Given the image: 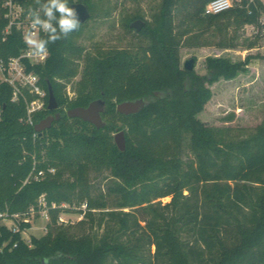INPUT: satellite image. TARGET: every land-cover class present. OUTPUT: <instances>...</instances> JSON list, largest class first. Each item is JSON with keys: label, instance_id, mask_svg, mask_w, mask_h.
Here are the masks:
<instances>
[{"label": "trees", "instance_id": "1", "mask_svg": "<svg viewBox=\"0 0 264 264\" xmlns=\"http://www.w3.org/2000/svg\"><path fill=\"white\" fill-rule=\"evenodd\" d=\"M77 1L96 16L95 0ZM209 1L162 0L154 22L146 20L140 31L148 42L135 51L85 52L79 38L86 22L49 43L48 59L34 67L47 101L34 119L51 111L50 86L60 116L44 132L25 120L26 102L12 100V87L0 80V212L24 213L44 194L51 213L47 232L29 241L22 236L29 223L21 221L19 229L0 224V264H264V119L247 135L233 137L232 127L199 116L212 97L210 85L245 71L254 55L239 61L208 56L206 73L187 69L179 55L185 32L174 23L186 11L191 29L212 27L222 34L219 46H234L238 29L257 22L263 8L243 0L206 14ZM21 2L36 7L33 0ZM136 17L143 16L131 19ZM5 23L0 15V56L26 46L19 31L2 40ZM258 41L244 43L254 47ZM80 71L76 95L68 98L61 79ZM141 96L149 103L139 112L117 110L119 101ZM99 97L106 100L102 116L118 114L121 126L109 117L99 128L64 110ZM121 129L125 150L112 133ZM92 169L107 173L105 189L91 179ZM39 170L44 174L35 178ZM165 196L171 198L162 202ZM75 200L87 204L79 208L83 217L60 223L59 212Z\"/></svg>", "mask_w": 264, "mask_h": 264}, {"label": "rangeland", "instance_id": "2", "mask_svg": "<svg viewBox=\"0 0 264 264\" xmlns=\"http://www.w3.org/2000/svg\"><path fill=\"white\" fill-rule=\"evenodd\" d=\"M95 2L94 14L96 16L90 17L86 21L83 33L79 38V42L85 47V52L92 54L116 49L135 51L141 44H146L148 39L144 34L130 26V23L138 17L133 19L131 17L140 13L142 18L153 23L162 5V0H95ZM185 12L177 14L174 21L176 31L185 32L179 36L181 65L184 66L187 59L194 57V69L200 73H206L205 60L208 56H225L233 61H239L244 60L248 55H254L245 71L239 72L232 79L222 78L210 85L213 92L212 97L199 114L202 120L211 125L232 127L230 132L233 137L247 135L264 119V36L261 34L250 35L251 30H247L244 24L237 31L236 44L222 47L218 45L221 33L212 27L203 31L197 27L191 29L193 24ZM234 28L233 25L229 27V34L234 32ZM256 36H259L258 45L246 47L245 39H252ZM77 61L82 69L84 59L80 58ZM81 77L82 71L70 79H61L68 98L76 95L77 81ZM64 110L67 112L68 108L64 107ZM53 112L59 111L54 110ZM109 117L117 123V126L123 124V120L118 114L103 115L104 120ZM116 131L112 132L113 136ZM90 177L96 186L104 189L107 181L110 180L105 171L95 169L90 171ZM199 196L201 197V195ZM170 198V196H165L161 200L166 202ZM82 206L83 203L79 205L76 200L71 205L67 204L69 210L59 212V218L60 216L63 218L59 222L65 225L76 224L83 217V213L79 212V208H83ZM33 207H35L34 210L26 216L28 220H25L29 226L22 231V236L28 241L32 235H44L48 230V222L51 220L49 207L45 208L44 205L39 204L33 205ZM21 218L23 219V216L19 217L20 220H16L7 215H0V223L9 226L20 225ZM103 229L104 227H100L99 233H102ZM195 263L197 264V262Z\"/></svg>", "mask_w": 264, "mask_h": 264}, {"label": "built area", "instance_id": "3", "mask_svg": "<svg viewBox=\"0 0 264 264\" xmlns=\"http://www.w3.org/2000/svg\"><path fill=\"white\" fill-rule=\"evenodd\" d=\"M250 1H259L263 10L257 22L245 23L246 29L251 30V32H249L251 33L250 35L261 34L264 36V0ZM242 2L243 0H210L205 7L204 12L206 14L220 13L235 5L242 6ZM28 9L29 8H27L21 0H0V15L6 20V23L1 30L2 40H6L14 31H19L24 36V34L30 29L31 21L28 15ZM36 31L39 38L45 34L43 31ZM49 55L50 51L47 47L46 54L35 56L32 54L30 47L26 44V46L21 48L17 54L0 56V80L7 82L12 87V100L17 101L23 99L26 102L27 113L25 120L30 124H35V113L43 110L47 105L46 90L41 82L40 74L34 67L37 64L45 63ZM50 170L54 169L51 168ZM42 174H44V171L39 170L38 173L34 174V177L39 178ZM30 176L31 174L29 177ZM38 204L44 205L45 208H48L44 194L39 197ZM52 206H56V203H53ZM86 206L87 204L83 203V209H85ZM34 208L35 207L31 206L30 209L24 213L9 214L8 212H0V215H7L16 220H20L19 217L23 216V219L21 218V220L25 221L28 220L26 216L29 215ZM60 219H63L62 216H60L59 221ZM9 227L19 229V225L17 224Z\"/></svg>", "mask_w": 264, "mask_h": 264}, {"label": "water", "instance_id": "4", "mask_svg": "<svg viewBox=\"0 0 264 264\" xmlns=\"http://www.w3.org/2000/svg\"><path fill=\"white\" fill-rule=\"evenodd\" d=\"M70 7L76 10L77 20L80 23L86 22L91 17V11L87 4L81 1L71 3ZM147 21L144 18L138 17L134 19L130 26L134 27L137 31H141L146 25ZM184 67L187 69L195 68V58L191 57L185 61ZM158 93V92H156ZM149 103V99L145 96L127 98L117 103V110L123 114L137 113L142 110ZM49 108L55 109L59 106L55 97L52 87L49 89ZM106 100L102 97L93 99L88 105L74 106L67 110L69 117H79L85 121L94 124L97 127H103L106 121L103 119L102 112L105 111ZM58 114H48L35 123V130L42 132L53 125L54 120L58 119ZM114 141L121 150L126 149V135L125 130H117L114 134Z\"/></svg>", "mask_w": 264, "mask_h": 264}, {"label": "clouds", "instance_id": "5", "mask_svg": "<svg viewBox=\"0 0 264 264\" xmlns=\"http://www.w3.org/2000/svg\"><path fill=\"white\" fill-rule=\"evenodd\" d=\"M36 7H29L30 29L23 39L35 56L47 53V45L67 38L80 27L76 10L69 6L68 0H33ZM43 31L47 38L42 39L37 31Z\"/></svg>", "mask_w": 264, "mask_h": 264}, {"label": "flooded vegetation", "instance_id": "6", "mask_svg": "<svg viewBox=\"0 0 264 264\" xmlns=\"http://www.w3.org/2000/svg\"><path fill=\"white\" fill-rule=\"evenodd\" d=\"M158 94H161L160 92H158ZM50 109V108H49ZM56 109V108H55ZM55 109H50L51 111H50V113H48V114H58L59 115V112H53ZM47 114V115H48ZM60 116V115H59ZM55 121V120H54ZM54 123V122H53ZM45 130H47V129H45ZM45 130H43L42 132H44Z\"/></svg>", "mask_w": 264, "mask_h": 264}]
</instances>
